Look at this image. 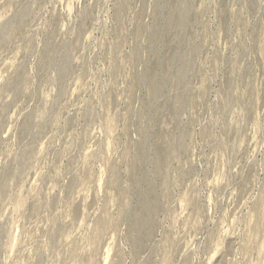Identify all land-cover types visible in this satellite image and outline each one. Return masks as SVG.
Segmentation results:
<instances>
[{
  "label": "rangeland",
  "instance_id": "374dc122",
  "mask_svg": "<svg viewBox=\"0 0 264 264\" xmlns=\"http://www.w3.org/2000/svg\"><path fill=\"white\" fill-rule=\"evenodd\" d=\"M0 264H264V0H0Z\"/></svg>",
  "mask_w": 264,
  "mask_h": 264
}]
</instances>
